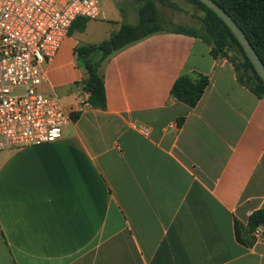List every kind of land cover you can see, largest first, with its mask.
Wrapping results in <instances>:
<instances>
[{
    "label": "crops",
    "instance_id": "crops-1",
    "mask_svg": "<svg viewBox=\"0 0 264 264\" xmlns=\"http://www.w3.org/2000/svg\"><path fill=\"white\" fill-rule=\"evenodd\" d=\"M105 15L43 66L39 91L72 116L62 137L0 151V264H264V230L236 233L264 209V98L166 27L103 64L93 107L76 50L120 29ZM182 74L210 80L194 108L171 96Z\"/></svg>",
    "mask_w": 264,
    "mask_h": 264
},
{
    "label": "built area",
    "instance_id": "built-area-1",
    "mask_svg": "<svg viewBox=\"0 0 264 264\" xmlns=\"http://www.w3.org/2000/svg\"><path fill=\"white\" fill-rule=\"evenodd\" d=\"M103 17L100 0H0V151L59 140L71 113L39 87L79 19Z\"/></svg>",
    "mask_w": 264,
    "mask_h": 264
},
{
    "label": "trees",
    "instance_id": "trees-1",
    "mask_svg": "<svg viewBox=\"0 0 264 264\" xmlns=\"http://www.w3.org/2000/svg\"><path fill=\"white\" fill-rule=\"evenodd\" d=\"M188 1L202 10L201 25L199 27L175 26L173 31L202 39L211 47V55L215 59L226 58L231 62L240 84L248 87L258 98H264V81L258 76L236 36L212 10L199 0ZM214 1L226 10L243 30L264 64V0ZM135 5L138 17L136 25L123 23L108 40L100 44L81 46L76 50L80 65L87 74L83 89L88 95V102L93 107L104 108L106 103L101 72L103 64L116 52L166 29L162 25L157 0H135ZM88 21L87 19L77 20L69 33L85 30ZM235 49L240 52L238 59L230 56V51ZM209 81V78L204 75L182 74L174 83L171 96L194 108L201 100ZM181 122L182 120L179 126ZM263 221L264 209L255 211L250 215L244 232L240 231L237 225V239L246 245H253L256 241L253 233L259 229L264 230Z\"/></svg>",
    "mask_w": 264,
    "mask_h": 264
},
{
    "label": "rangeland",
    "instance_id": "rangeland-1",
    "mask_svg": "<svg viewBox=\"0 0 264 264\" xmlns=\"http://www.w3.org/2000/svg\"><path fill=\"white\" fill-rule=\"evenodd\" d=\"M102 12H105L104 22L113 21L118 23L137 24V12L135 0H100ZM161 14L162 25L173 28L177 23L188 27H199L202 10L191 4L188 0H157ZM118 31V25L109 26V30ZM230 56L240 57L238 49L230 51Z\"/></svg>",
    "mask_w": 264,
    "mask_h": 264
},
{
    "label": "water",
    "instance_id": "water-1",
    "mask_svg": "<svg viewBox=\"0 0 264 264\" xmlns=\"http://www.w3.org/2000/svg\"><path fill=\"white\" fill-rule=\"evenodd\" d=\"M205 6H207L210 10H212L232 31V33L238 39L241 47L245 51L247 57L251 61L254 66L258 76L264 81V64L255 51L254 47L250 43L249 39L244 34L243 30L239 27V25L235 22V20L229 15V13L224 10L218 3L214 0H199ZM264 225V221H263Z\"/></svg>",
    "mask_w": 264,
    "mask_h": 264
}]
</instances>
